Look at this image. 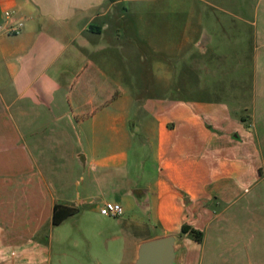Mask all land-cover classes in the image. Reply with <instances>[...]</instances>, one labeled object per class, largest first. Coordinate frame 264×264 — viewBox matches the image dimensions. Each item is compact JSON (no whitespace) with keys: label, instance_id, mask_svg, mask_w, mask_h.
Listing matches in <instances>:
<instances>
[{"label":"crops","instance_id":"1","mask_svg":"<svg viewBox=\"0 0 264 264\" xmlns=\"http://www.w3.org/2000/svg\"><path fill=\"white\" fill-rule=\"evenodd\" d=\"M126 1L153 7L176 1L185 15L166 43L156 35L158 43L150 45L165 56L151 69V84L162 87L153 98L162 104L149 112L144 131L154 176L142 188L127 189L126 206L116 197L122 214L111 216L100 213L108 200L95 203L87 185L73 201L79 180L57 171L72 166L63 150L73 137L58 122L69 119L76 143L79 132L85 137L89 168L97 173L89 183L100 187L106 171L128 166L129 134L137 130L126 103L135 95L115 87L136 85L137 78L109 56L126 53ZM164 1L0 0V264H131L140 243L166 235L176 236V264H264V0ZM5 11L23 21L19 33L6 31ZM178 54L183 89L220 80L219 74L220 85H237L232 79L247 64L248 126L233 118L225 98L168 95L176 77L169 57ZM45 113L54 127L42 131L41 169L28 144V120ZM108 148L114 151L97 155ZM55 204L90 205L86 209L120 234L89 261L53 259L46 232L54 226ZM135 209L147 217H137ZM183 224L200 230L201 242L180 233Z\"/></svg>","mask_w":264,"mask_h":264},{"label":"rangeland","instance_id":"2","mask_svg":"<svg viewBox=\"0 0 264 264\" xmlns=\"http://www.w3.org/2000/svg\"><path fill=\"white\" fill-rule=\"evenodd\" d=\"M248 1L250 2V0ZM167 2L171 4L170 2L173 1L169 0L162 3ZM249 2L247 3L249 4ZM174 4V7L170 5L153 7L147 2H137L135 6L134 2L126 1L123 3L126 11L123 8L121 9L122 13L126 15L125 28L124 31H121L126 53L119 55L113 52L109 56L112 57L113 62L126 68L127 75L134 73L137 78L136 85L124 83L120 87H115L116 91H120L128 96L135 95L132 101L126 103L130 122L134 124L137 130L136 133L129 134L131 138H129L130 145L127 148L128 166L122 171H106L107 178L100 187H97L92 179L89 183V179L97 173L89 168L88 159L91 158L92 152L89 149V145H87L85 137L79 132L81 142L79 144L76 143V133L68 124L69 119L61 118L58 122L61 126L68 129V133L73 137V140H71L68 150H63L65 156L72 155L71 158L69 157L70 161L72 160L71 168L60 167L57 171L66 177L69 175L72 181L75 179L79 180V186L74 187L75 190L71 194L73 201L76 203L82 194H84V186L87 185V191L93 196L95 203L97 202L100 205L102 200L113 202L116 197H119L122 206H126L127 196L125 193L127 189L129 187L142 188L154 176L155 162L144 131L150 119L149 112L162 104L155 102L153 98V96L161 94L162 87L151 84V69L154 62L159 60L158 58H164L165 56L153 52L150 45L158 43L156 35L161 37L163 43H166V35L174 29L176 31L177 27L182 25V17L185 15L183 7L179 6L176 1H174ZM170 40L173 39L171 38ZM89 56L91 57L92 55ZM169 58L176 70L174 84L169 87V96L175 98H225L229 100L226 104L233 118L237 116L240 123L243 120L247 121L246 125L248 126V118L251 115L252 92L251 83L246 74V63H244L243 67H241L242 65L238 66L241 67L237 78L238 81L235 78L232 79L233 83L235 81L238 82L237 85H220V81L223 78L219 74L220 80L213 79L211 81L207 78L206 80H202L207 84L203 87L192 85L183 89L178 84L181 81L178 77H181L182 72V55H172ZM234 68L235 63H232V71H234ZM192 80V82L197 81L196 79ZM224 81L225 84L226 82H230V80ZM221 89L222 94L219 93ZM67 106L69 107V104ZM111 109L114 110L115 107ZM28 121L31 123V134L28 137V144L37 162V166L42 169V131L45 130L47 133L50 128L54 127V123L48 113H45L43 118L32 117ZM113 151V148L103 149L97 155L103 156ZM45 152L50 154L51 151L45 150ZM76 152H79V155H76ZM86 153L87 155H85ZM84 158H87L85 163L82 161ZM82 180L84 181V185H82ZM88 207L90 205H85V209L78 207L77 211L67 218V220L59 225H54L51 230L46 232V235L49 236L48 246L53 259L61 256L65 257L68 261H71L73 257L89 261L90 256L101 255L103 243H107L113 236L120 234L115 226L105 225L98 216L96 217L89 209H86ZM135 211L137 217H143L144 219L147 217L140 210L135 209ZM125 216H127L126 213L123 217Z\"/></svg>","mask_w":264,"mask_h":264},{"label":"water","instance_id":"3","mask_svg":"<svg viewBox=\"0 0 264 264\" xmlns=\"http://www.w3.org/2000/svg\"><path fill=\"white\" fill-rule=\"evenodd\" d=\"M175 235H166L144 241L137 248L131 264H176Z\"/></svg>","mask_w":264,"mask_h":264},{"label":"trees","instance_id":"4","mask_svg":"<svg viewBox=\"0 0 264 264\" xmlns=\"http://www.w3.org/2000/svg\"><path fill=\"white\" fill-rule=\"evenodd\" d=\"M77 211L76 208L67 207L61 204H55L52 212V224L57 225L63 219L68 216H71ZM180 233H187L194 241L201 242L202 240V232L198 229H195L189 225L183 224L180 228Z\"/></svg>","mask_w":264,"mask_h":264},{"label":"built area","instance_id":"5","mask_svg":"<svg viewBox=\"0 0 264 264\" xmlns=\"http://www.w3.org/2000/svg\"><path fill=\"white\" fill-rule=\"evenodd\" d=\"M5 18L7 20L6 31L12 34L19 33L23 27L22 20H13L8 11L4 12ZM100 213L103 215L119 216L122 214V207L118 202H105L100 207Z\"/></svg>","mask_w":264,"mask_h":264}]
</instances>
